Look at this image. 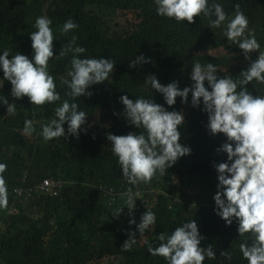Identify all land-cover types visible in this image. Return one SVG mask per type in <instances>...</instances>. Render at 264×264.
<instances>
[{
	"label": "trees",
	"instance_id": "16d2710c",
	"mask_svg": "<svg viewBox=\"0 0 264 264\" xmlns=\"http://www.w3.org/2000/svg\"><path fill=\"white\" fill-rule=\"evenodd\" d=\"M215 2L229 14L234 4L240 3L264 50V0ZM38 16L52 20L56 55L49 61V71L62 99L66 98L67 88L60 84V77L66 76L71 56L60 57L59 52L72 36L77 37V45L87 49L84 56L109 58L116 64L108 81L89 88L91 97L75 101L79 110L88 114L82 125L87 131H82L78 139L69 135L48 142L37 133L42 121L54 117L53 109L59 102L35 107L27 97L14 101L9 95L11 84L0 72V84H4L0 95L15 103L17 109L16 115L10 116L6 106L0 105V163L8 166L4 176L9 190L8 207L0 209V264H167L162 257L151 256L144 241L157 246L160 232L171 233L191 219L205 237L201 246L211 243L214 247L216 258L205 259L204 264H247L239 251L242 238L235 221L226 226L214 213V205L198 208L188 204L190 191L197 194L215 187L212 162L226 159V154L214 151L224 137L208 134L205 113L190 103L182 105L176 98L175 110L185 115V124L180 127L181 143L192 151L164 177H154L150 184L133 188L140 192L133 213L137 223L146 209L156 214V224L143 236L135 224L128 223V208L123 206L126 197L122 198L121 193L131 186L124 181L106 139L108 132L122 135L134 130L122 115L113 114L122 112L121 95L165 104L162 95L145 83L149 74H155L162 84L177 80L182 88L191 84L189 73L199 61L216 65L218 75L236 78L248 66L240 49L230 45L222 28H210L208 17H196L195 25L177 23L158 16L153 0H0V53L7 49L10 56L20 52L31 59L28 34L36 30L33 25ZM69 18L79 27L60 32ZM184 42L188 46L185 50ZM141 54L151 62L129 68V63ZM257 55L252 53L253 58ZM248 87L253 90L251 84ZM256 94H264V85L256 86ZM25 119L34 122L36 132L31 136L22 134ZM64 127L67 131L66 123ZM22 175H26L27 183L42 177L61 178L65 183L55 197L17 198L12 190ZM103 184L120 191L110 205L98 190ZM214 193L210 191L211 196ZM122 206V214L113 218L112 213ZM129 231L136 233L137 243L131 251H123L121 246ZM222 251L230 252L232 259L227 260Z\"/></svg>",
	"mask_w": 264,
	"mask_h": 264
},
{
	"label": "clouds",
	"instance_id": "9594fccd",
	"mask_svg": "<svg viewBox=\"0 0 264 264\" xmlns=\"http://www.w3.org/2000/svg\"><path fill=\"white\" fill-rule=\"evenodd\" d=\"M153 2L158 16L177 23L194 24L196 17H208V26L222 28V35L230 45L240 49L248 66L233 78L231 74L218 75L217 66L211 62L202 65L196 61L189 73L191 84L182 88L177 80L162 84L155 74H149L145 83L162 95L165 104L144 97H119L122 112L113 114L122 115L134 130L122 135L108 132L106 139L124 181L131 186L121 193L122 198L126 197L123 206L128 208V223L136 225L140 236L156 224V214L151 209H146L137 223L133 213L140 192H134L133 188L150 184L154 177H164L180 158L191 154V148L181 143L180 127L185 124V115L184 111L174 108L179 97L182 105L190 103L191 107L206 114L204 127L210 136L224 137L214 151L218 155L226 154V159L212 162L217 180L212 196L213 211L226 226L235 221L238 236L242 238L239 244L242 259L247 264H264V94H256V86L264 85V50H261L256 31L249 27V19L240 3H235L233 13L229 14L215 0L212 3L209 0ZM51 25L49 17H36L33 25L36 30L28 34L31 59L20 52L10 56L7 49L0 53V72L3 80L11 84L9 95L14 101L27 97L35 107L59 102L53 109L54 117L40 123L37 134L44 142L69 135L78 139L82 131H87L82 125L88 114L79 110L75 101L80 97H91L93 93L89 88L108 81L116 64L109 58L84 56L87 49L77 45V37L72 36L59 52L60 57L71 56L66 76L60 77V84L67 88L66 98L62 99L55 77L49 71V61L56 55ZM78 27L69 18L59 30L68 33ZM253 52L258 53L255 58ZM149 62L151 59L141 54L128 67ZM250 84L252 91L248 87ZM3 86L0 84V88ZM0 105L6 106L8 115H16L15 103L5 95H0ZM34 132L33 120L25 119L22 134L31 136ZM7 167L6 163H0V209H7L9 203L8 183L4 176ZM123 206L112 213L113 218L122 214ZM156 239L159 241L157 246L144 241L147 251L153 257H162L167 264H204L205 259L216 258L211 243L207 247L201 246L205 237L194 219L175 227L171 233L160 232ZM136 243V233L129 231L122 250L131 251ZM220 254L229 261L232 259L230 252Z\"/></svg>",
	"mask_w": 264,
	"mask_h": 264
},
{
	"label": "built area",
	"instance_id": "2783aa9c",
	"mask_svg": "<svg viewBox=\"0 0 264 264\" xmlns=\"http://www.w3.org/2000/svg\"><path fill=\"white\" fill-rule=\"evenodd\" d=\"M64 181L61 178L57 177H43L37 180L36 182L27 183L26 175H22L17 184L13 187L12 194L17 198H30L32 196H50L54 197L60 193ZM15 189H19V192H16ZM99 192L102 196L107 199V204L110 205L116 199L120 191H115L111 186L105 184L98 187Z\"/></svg>",
	"mask_w": 264,
	"mask_h": 264
},
{
	"label": "rangeland",
	"instance_id": "374dc122",
	"mask_svg": "<svg viewBox=\"0 0 264 264\" xmlns=\"http://www.w3.org/2000/svg\"><path fill=\"white\" fill-rule=\"evenodd\" d=\"M187 22V21H186ZM200 22V21H199ZM188 23V22H187ZM198 23V20L195 19V23L194 24H190V25H195ZM194 40V39H193ZM183 49L185 50L186 48H188L186 42H184V44L182 45ZM203 192L201 193H193L192 191H190L191 196H189L188 201L190 205L196 206V207H205V206H212L214 205V201L212 199V196L210 194V191H216V187H207L205 189L202 190Z\"/></svg>",
	"mask_w": 264,
	"mask_h": 264
}]
</instances>
